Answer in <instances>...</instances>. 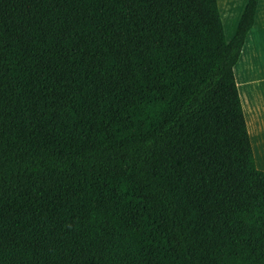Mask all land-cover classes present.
<instances>
[{
	"label": "trees",
	"instance_id": "trees-1",
	"mask_svg": "<svg viewBox=\"0 0 264 264\" xmlns=\"http://www.w3.org/2000/svg\"><path fill=\"white\" fill-rule=\"evenodd\" d=\"M218 0H0V264H264V170Z\"/></svg>",
	"mask_w": 264,
	"mask_h": 264
},
{
	"label": "crops",
	"instance_id": "crops-1",
	"mask_svg": "<svg viewBox=\"0 0 264 264\" xmlns=\"http://www.w3.org/2000/svg\"><path fill=\"white\" fill-rule=\"evenodd\" d=\"M249 0H218L226 38L232 40ZM236 80L259 169L264 170V0L235 67Z\"/></svg>",
	"mask_w": 264,
	"mask_h": 264
}]
</instances>
